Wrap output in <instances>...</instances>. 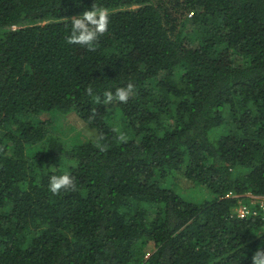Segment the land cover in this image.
<instances>
[{"label":"trees","instance_id":"1","mask_svg":"<svg viewBox=\"0 0 264 264\" xmlns=\"http://www.w3.org/2000/svg\"><path fill=\"white\" fill-rule=\"evenodd\" d=\"M94 7L108 29L68 43ZM247 193L264 196V0H0V264H252Z\"/></svg>","mask_w":264,"mask_h":264},{"label":"clouds","instance_id":"2","mask_svg":"<svg viewBox=\"0 0 264 264\" xmlns=\"http://www.w3.org/2000/svg\"><path fill=\"white\" fill-rule=\"evenodd\" d=\"M109 23L110 16L106 9L94 7L86 10L73 19L68 43L79 44L91 48L94 46L98 37L108 29ZM132 89L133 86L129 84L127 88L118 89L115 95L121 103H125ZM107 99L109 101L113 99L111 93L107 95ZM48 187L53 194H58L61 190L74 188L75 185L73 177L65 172L64 174L52 176ZM249 201L250 199L245 203H249ZM252 264H264V250H257L253 254Z\"/></svg>","mask_w":264,"mask_h":264},{"label":"rangeland","instance_id":"3","mask_svg":"<svg viewBox=\"0 0 264 264\" xmlns=\"http://www.w3.org/2000/svg\"><path fill=\"white\" fill-rule=\"evenodd\" d=\"M53 117L57 120L56 126H57V129H58V132L61 134V136L63 138H67V139L69 138V139H71L72 141H75V142H80V141L86 140L85 134L79 132L78 127L75 124L76 122L74 123L73 121H70L68 118H63L62 115H60V114H56V113H44V114H41L39 116V119H41V120L47 119V118H52L53 119ZM183 185L184 186H187V183H185ZM183 185H182V182H181V186H183ZM195 197L196 198H199V197L202 198L203 197V194L202 193L197 194ZM256 201H257L256 199L252 198L250 200L251 206H253V207L257 206L259 203L258 204H255ZM241 202L244 203L246 201H241ZM237 206L238 205L236 204L235 207L232 208L233 212H235L234 210H235V208ZM152 249H153L152 244H150L149 250H152Z\"/></svg>","mask_w":264,"mask_h":264},{"label":"built area","instance_id":"4","mask_svg":"<svg viewBox=\"0 0 264 264\" xmlns=\"http://www.w3.org/2000/svg\"><path fill=\"white\" fill-rule=\"evenodd\" d=\"M246 197H248L250 200L252 198L256 199V203L258 204L257 207H253L250 205V201L249 203H242L239 202V204H237L238 206L235 208V214L238 218H245L250 214H256V212H258L259 209L264 210V196L263 197H258L256 195H253L251 193H247L245 195Z\"/></svg>","mask_w":264,"mask_h":264}]
</instances>
